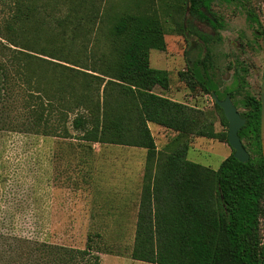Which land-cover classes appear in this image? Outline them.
Masks as SVG:
<instances>
[{
  "label": "trees",
  "instance_id": "1",
  "mask_svg": "<svg viewBox=\"0 0 264 264\" xmlns=\"http://www.w3.org/2000/svg\"><path fill=\"white\" fill-rule=\"evenodd\" d=\"M166 1L131 0L121 12L111 0H0V131L77 140L86 159L97 144L145 149L133 260L264 264L261 104L245 101L248 163L232 148L219 170L188 160L197 138L229 145V122L215 104L228 127L216 132L203 111L168 96L169 71L151 66L152 50H167L155 8ZM210 1L184 0L183 12ZM149 123L178 135L158 151ZM110 252L92 237L80 249L0 233V264H102Z\"/></svg>",
  "mask_w": 264,
  "mask_h": 264
},
{
  "label": "rangeland",
  "instance_id": "2",
  "mask_svg": "<svg viewBox=\"0 0 264 264\" xmlns=\"http://www.w3.org/2000/svg\"><path fill=\"white\" fill-rule=\"evenodd\" d=\"M111 1L121 12H125L131 2ZM166 2L169 7L157 2L155 8L165 28L167 50H152L151 66L169 71L170 94L175 99L203 111L216 132H227L228 127L222 121V113L212 94L205 93L201 85L193 84L195 81L191 79L192 72L199 74L194 63L203 57V50L199 43L193 48L196 35L187 38L182 35L183 19L189 18L190 12H183L184 0ZM238 2L229 4L217 0L210 5L214 14L226 19L222 53L231 56L230 59L221 57L220 63L226 92L231 88L234 91L235 86L232 84L233 71L229 73L225 67L242 55L237 49L240 39L249 42L254 32L246 18L247 0ZM251 6H260L259 16L264 25L263 1L251 0ZM196 26L206 33L213 31L206 24ZM242 57L252 70L245 91L260 98L264 43L260 40L258 45L252 44ZM184 73H189L187 79L182 76ZM155 91L162 93L160 88ZM237 96V107L240 113H245L248 108L242 105L243 95ZM152 128L157 132L160 127L153 125ZM158 139L161 140L160 136ZM261 140L263 143L264 139ZM78 145L77 140L0 131V233L80 249L85 248L92 237L96 245L111 251L101 254L102 264H148L131 258L139 202H133L132 206L131 201L127 209L118 208L113 202L117 195H126L128 191L135 198L140 195L146 152L133 147L97 144L86 159V153ZM231 154L227 143L197 138L188 160L219 170ZM127 169L133 170L135 175L127 176Z\"/></svg>",
  "mask_w": 264,
  "mask_h": 264
},
{
  "label": "flooded vegetation",
  "instance_id": "3",
  "mask_svg": "<svg viewBox=\"0 0 264 264\" xmlns=\"http://www.w3.org/2000/svg\"><path fill=\"white\" fill-rule=\"evenodd\" d=\"M217 0H211L207 6L200 7L195 13H191L190 5L187 6L186 13L190 12V17L184 20V29L182 30V35L184 37H189L190 35H196L197 41L193 44V48L196 44H201L202 47V55L203 57L200 60H197L194 63L197 68V71L200 77L208 82L210 88L212 89V97L215 94L220 100H225L226 98H230L233 104L236 106L237 110L239 111L236 103V98L238 95H243L242 105H244L248 110L244 113H240L241 117L246 120L243 116L246 115L249 111L252 110L250 106H248L245 101L248 100L250 104L260 102L261 110H262V85H261V97L257 98L254 95H250L245 90L248 88L249 85V75L251 73V66L249 62L243 59V54L247 48H251V45H258L260 40L264 43V25L259 16L260 6H251V0H247L249 5L246 8V18L249 22V25L254 29L253 36L248 40H241L237 45V49L242 52V55H238L235 57V61H230L228 65L225 67L227 72L233 71V81L232 84L235 86L234 91L228 90L223 87L224 75L221 68V57H228L230 59L229 53H222V46L224 42L223 32L226 30V19L223 18L221 15H216L213 13L210 5ZM224 1L229 4L239 3L238 0H218ZM264 3V0H262ZM189 7V10H188ZM196 24H206L209 26L213 31L212 33H206L201 31ZM246 36V35H245ZM236 45V43H235ZM218 56V60H217ZM263 75H264V61H263ZM263 83V78H262ZM214 99V97H213ZM215 101V100H214ZM215 104H217L215 102ZM247 123V120H246ZM246 125V124H245ZM244 125V126H245Z\"/></svg>",
  "mask_w": 264,
  "mask_h": 264
},
{
  "label": "water",
  "instance_id": "4",
  "mask_svg": "<svg viewBox=\"0 0 264 264\" xmlns=\"http://www.w3.org/2000/svg\"><path fill=\"white\" fill-rule=\"evenodd\" d=\"M213 97L215 102L224 111V115L229 122L228 141L230 147L235 151L234 157L242 163H248L250 161V154L244 147V144L239 135L241 129L246 124V120L241 117L239 111L229 97L225 100H220L215 94L213 95ZM261 135L264 139V75L262 83Z\"/></svg>",
  "mask_w": 264,
  "mask_h": 264
},
{
  "label": "crops",
  "instance_id": "5",
  "mask_svg": "<svg viewBox=\"0 0 264 264\" xmlns=\"http://www.w3.org/2000/svg\"><path fill=\"white\" fill-rule=\"evenodd\" d=\"M171 89H172V86H171ZM168 96L171 99L175 100V101L182 102L180 100L175 99L173 97V95H171L170 93L168 94ZM182 103H184V102H182ZM153 125H156V124L149 123V127H150V129L152 131V134H153V136L155 138V141H156L157 149H158V151H162V150H164L166 148L167 145H169L173 141V139L178 135V133L175 132V131H173V130L164 128L162 126H159V125H157V126H159L160 128L157 130V132H154V130L152 128ZM159 136H160L161 140L158 139ZM139 149H141V148H139ZM142 150L145 151L146 152V155H147V151L145 149H142ZM145 165H146V159H145ZM145 171L146 170H145V167H144V170H143V172L141 174V176H142L141 186L142 187H143V183H144ZM125 172H127V176H131L132 177L133 175H135L133 170H128L127 169ZM141 192H142V189L140 191V195L139 196H136V198H135V195H129V191H128L127 192L128 194H126V195H122V196L121 195H117V198L114 199L113 202L117 204L116 206H118V208H122V209H127L128 206L131 205V201H132V206H134V203L133 202H135V201L136 202H139L138 203V212H139L140 202H141ZM122 213H125V212L123 211Z\"/></svg>",
  "mask_w": 264,
  "mask_h": 264
}]
</instances>
